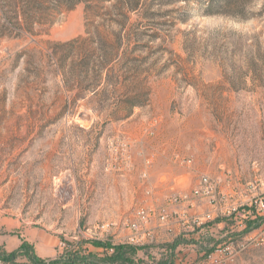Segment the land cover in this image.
<instances>
[{"label":"rangeland","instance_id":"374dc122","mask_svg":"<svg viewBox=\"0 0 264 264\" xmlns=\"http://www.w3.org/2000/svg\"><path fill=\"white\" fill-rule=\"evenodd\" d=\"M144 1L128 13V33L140 32L141 39H126L121 57L103 76L84 78L75 68L76 56L65 60L64 71L58 59L94 36L102 19L87 10L91 2L63 9L53 23L27 26L21 0H0V214L29 215L32 221L43 210L57 212L64 200L95 205L100 200H170L153 211L139 206L122 224L129 228L139 220L138 210L145 209L149 218L135 232L138 236H153L154 218V224L175 232L177 203H185L178 197L192 195L197 185L178 187V164L193 170L196 155H203L198 182L203 176L217 178V158L233 162L244 173L241 181L251 182L249 188L227 191L221 179L216 197L264 196V0L248 4L247 18L209 15L206 1ZM92 5L100 13L109 7ZM28 10L37 15L32 3ZM79 38L72 47L58 46ZM129 61L132 72L125 68ZM92 83L95 91L84 90ZM131 100L139 105L131 107ZM184 138L198 142L195 156L178 152ZM227 163L226 174L234 177ZM203 201L196 200L197 207ZM260 216L251 238L238 231L233 218L229 233L205 234L201 246L185 257L176 249L174 264H196L225 243L235 249L223 264H264V212ZM99 226L94 238L103 237ZM177 239L150 244L143 260L155 264L153 257L169 251L161 246Z\"/></svg>","mask_w":264,"mask_h":264},{"label":"crops","instance_id":"0c3cea01","mask_svg":"<svg viewBox=\"0 0 264 264\" xmlns=\"http://www.w3.org/2000/svg\"><path fill=\"white\" fill-rule=\"evenodd\" d=\"M197 149L198 142L195 139H193L192 143L190 139L185 138L179 141L178 152L183 155L191 156L194 154L195 156L198 152ZM202 156H195L196 162L193 170L187 165L178 164L176 177L178 187H182V185L184 187H193L197 184V175L203 172L197 164L201 162ZM224 163H227L224 158H217L213 171L217 178L222 179L225 190L233 191L235 186L240 187L241 185L243 186L240 189L250 187V181L247 180L245 185L240 179L242 174L244 175L243 171L241 173L239 168H233L235 165L233 162H229L227 163L228 173L233 171L235 174L234 177L229 176L226 174ZM244 185L247 187H244ZM235 201L242 202L241 205L248 212L245 227L239 226L238 231H243L241 233L245 238H251L259 229V227H254V225L258 220L260 212L256 209L254 200L248 197L243 200H226L225 203L229 205ZM168 204H170V200H100L96 206L94 202L90 203L85 200H64L61 203V207H58L57 212H45L43 210L36 214L31 219L32 221L29 220V215H9L2 212L0 214V245L7 252H15L21 248L24 242H27L30 244L32 252L45 260L47 264L57 260L59 262L54 264H85L82 262L64 263L63 261L67 259L66 254L74 251L81 250L86 255L93 254L99 258L107 253H113L116 245L124 243L135 245V243L129 240L132 232L122 224V219L133 218V213L139 206H148L153 211L157 210L159 206ZM90 207H93L94 210L88 213ZM95 207L97 210H95ZM207 210H213V205L208 200H204L200 206H193L192 208L188 206L187 202L183 204L177 203L178 225L175 232H170L166 228L154 224L157 221V218H154L150 223L154 234L152 237L145 239L141 244H136L143 246V249L138 251L137 257L141 259L146 258L148 256V253H146L147 248L159 239L170 241L173 237L177 236L178 238L190 240L189 236L192 235L194 236L192 243H180L177 247L178 254L182 258L185 257L187 251H195L198 245L201 246V239L205 234L213 235L217 229H221V232L225 231L227 234L229 233V229L234 228L230 222L233 221L232 219L225 218L217 213H215V220L201 227L188 222L190 221L188 220L190 216L203 214ZM99 221L100 223L97 224ZM100 224L106 225L100 233L103 237L94 238L92 236L93 229ZM105 233L108 239H106ZM93 241L101 243H94ZM108 243L109 246H107ZM27 263L29 264V259L26 256L19 257L15 263L0 261V264Z\"/></svg>","mask_w":264,"mask_h":264},{"label":"trees","instance_id":"16d2710c","mask_svg":"<svg viewBox=\"0 0 264 264\" xmlns=\"http://www.w3.org/2000/svg\"><path fill=\"white\" fill-rule=\"evenodd\" d=\"M189 2L195 1L196 3H201L206 1L208 6L205 9V12L209 15L216 14H226L232 15L239 18H247V6L252 0H170L166 4H173L176 2ZM51 2L50 5L45 3ZM81 2H91L88 4L87 10L91 11L96 17L102 19L95 27V34L92 38L84 39L82 44L75 49L70 54H65L60 56L58 51H55V54L59 57V67L61 70L66 69V59L72 56L77 57L75 62V68L78 69L79 74L84 78L89 76H103L104 71L110 69L116 59L121 57V46L125 40H131L133 38L141 39L140 32H129L127 26L129 24L128 13L132 11H137L142 8L145 4L144 0H21L24 6L27 7L23 9V15L26 19L25 23L27 26L30 24L39 22L44 23H53V16L61 12L63 9H72ZM92 2H100L101 4L109 3V7H105V13H100L96 10V7L92 5ZM33 4V9L35 10L36 16L30 10L28 6ZM23 6V7H24ZM25 7V8H26ZM182 10V8L177 9V11ZM105 16H108L106 18ZM182 20H186L183 18ZM19 21V20H18ZM21 23V21H19ZM101 27L106 28L104 31H101ZM116 27V29L114 28ZM115 36V42L110 40V32ZM82 40L81 38L70 41L64 44H59L61 48H69L73 46L75 42ZM131 64L127 62L125 68ZM132 65V64H131ZM113 66V65H112ZM111 66V67H112ZM114 67H112L113 69ZM130 72L134 71L133 67L127 68ZM82 85V84H81ZM97 84H88L83 86L84 90L95 91ZM131 107L139 105L137 101L131 100ZM260 216V213L258 214ZM261 216L258 217V220L254 227H259ZM94 243H101L99 241H93ZM193 242V240H187L184 238H178L174 244H165L161 247L169 250L166 253H161V258L157 260L156 257L153 259L156 261L155 264H174L176 256V249L180 243ZM109 246V243L107 244ZM143 249L141 245H132V244H119L114 247V252L109 254L107 253L103 257H97L96 255L84 254L81 250L74 251L66 254L67 259L64 263H85V264H146V262L138 258V251ZM209 251H211L209 249ZM146 253H148V248ZM21 256H26L29 259V264H47V262L32 252L30 244L24 242L21 248L15 252H7L2 246L0 248V261L1 262H13L15 263L17 259ZM59 262L51 261L50 264ZM28 264V263H27Z\"/></svg>","mask_w":264,"mask_h":264},{"label":"built area","instance_id":"2783aa9c","mask_svg":"<svg viewBox=\"0 0 264 264\" xmlns=\"http://www.w3.org/2000/svg\"><path fill=\"white\" fill-rule=\"evenodd\" d=\"M220 182V178L203 176L194 188L192 195L181 194L178 197L180 202H188L190 204L192 200H194L191 204L193 206H197L196 200H203L206 197L210 198L209 201L213 205V210L202 215L196 214L193 219H191L190 224L200 227L204 226L215 220V213H217L219 215L233 216L240 226L245 227L248 212L244 208H241L238 202H233L227 205L225 202L228 198L224 195L216 197ZM254 205L259 212H264V196L256 198L254 200ZM137 218L139 219L137 222L128 224L129 228L133 230V233L129 236V240L133 243H138L144 240L143 236H138L135 232L143 226V223L148 221L149 214L145 209H139L137 212ZM104 227H106V225L102 224L98 228L103 229ZM234 249V243H225L224 245L218 246L214 252L199 259L196 264H223L233 257Z\"/></svg>","mask_w":264,"mask_h":264}]
</instances>
